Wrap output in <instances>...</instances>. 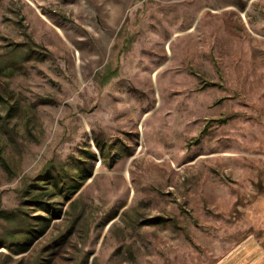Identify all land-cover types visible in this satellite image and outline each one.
Returning a JSON list of instances; mask_svg holds the SVG:
<instances>
[{"label":"rangeland","instance_id":"obj_1","mask_svg":"<svg viewBox=\"0 0 264 264\" xmlns=\"http://www.w3.org/2000/svg\"><path fill=\"white\" fill-rule=\"evenodd\" d=\"M0 212V264H264V0H0Z\"/></svg>","mask_w":264,"mask_h":264},{"label":"trees","instance_id":"obj_2","mask_svg":"<svg viewBox=\"0 0 264 264\" xmlns=\"http://www.w3.org/2000/svg\"><path fill=\"white\" fill-rule=\"evenodd\" d=\"M99 151L101 153V156L104 162L108 163L109 167H113L116 161V158L115 156L112 155L110 150L105 152L104 149L99 148ZM90 174L87 177L86 176L82 177L81 183H79L77 179L74 177H68V176L65 177L62 174H60L59 176L55 174H50L49 180H50L51 185L58 191L59 197H64L66 199L68 198L69 200L72 198V194L78 191L82 187V185L84 184V181L90 176ZM0 215L3 219L10 220L11 216H13L14 214L12 213L6 214L4 212H0ZM47 227H48L47 225L44 226L43 230L40 232V235L44 234V231L45 229H47ZM28 249H29V244L28 245L22 244L20 247V250L18 251L23 253V252L28 251Z\"/></svg>","mask_w":264,"mask_h":264}]
</instances>
